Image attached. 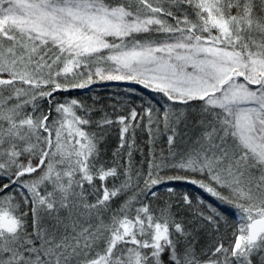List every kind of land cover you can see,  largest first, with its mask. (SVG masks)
Wrapping results in <instances>:
<instances>
[{"label":"snow or ice","instance_id":"obj_1","mask_svg":"<svg viewBox=\"0 0 264 264\" xmlns=\"http://www.w3.org/2000/svg\"><path fill=\"white\" fill-rule=\"evenodd\" d=\"M0 264H264V0H0Z\"/></svg>","mask_w":264,"mask_h":264}]
</instances>
